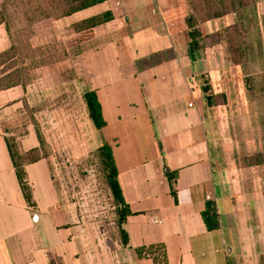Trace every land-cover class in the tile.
<instances>
[{"label":"crops","instance_id":"0c3cea01","mask_svg":"<svg viewBox=\"0 0 264 264\" xmlns=\"http://www.w3.org/2000/svg\"><path fill=\"white\" fill-rule=\"evenodd\" d=\"M105 11L111 22L73 37L86 92L94 91L102 107L101 132L128 212L127 245L112 260L155 264L138 250L162 246L166 264H262L264 192L250 191L246 172L226 168L218 150L217 115L201 78L211 75L213 63L197 59L201 51L190 55L189 0H106L59 22L72 25ZM10 46L2 25L0 53ZM215 80L207 96L223 93ZM23 96L20 87L0 92V264H97L80 228L66 220L47 159L25 167L31 204L24 197L3 126ZM27 131L21 153L39 148ZM209 201L217 207L215 231L202 217Z\"/></svg>","mask_w":264,"mask_h":264},{"label":"rangeland","instance_id":"374dc122","mask_svg":"<svg viewBox=\"0 0 264 264\" xmlns=\"http://www.w3.org/2000/svg\"><path fill=\"white\" fill-rule=\"evenodd\" d=\"M189 4L191 16L209 20L198 24L206 35V47L196 57L213 63L211 75L201 78L204 84L217 78L223 89L214 108L218 150L226 168L244 170L248 189L262 193L264 0H189ZM62 14L60 0H0V22L9 26L11 42L0 79L19 82L24 90L22 105L8 114L3 126L19 153L28 128L41 133L45 149L40 155L50 163L66 220L80 228L86 254L97 264H117L112 257L122 244L120 214L99 154L103 134L89 119L83 97L87 71L80 68L72 26L59 22ZM23 155L26 162L37 157Z\"/></svg>","mask_w":264,"mask_h":264},{"label":"trees","instance_id":"16d2710c","mask_svg":"<svg viewBox=\"0 0 264 264\" xmlns=\"http://www.w3.org/2000/svg\"><path fill=\"white\" fill-rule=\"evenodd\" d=\"M60 1L62 3L63 14L59 19L70 18L75 14L87 11L91 8L102 5L106 2V0H60ZM220 16L221 14L215 15V17H220ZM47 18L49 19L50 17ZM112 20H113L112 13L110 11H105L98 15L89 17L75 24H72L71 25L72 31L74 32V34H80L84 36L86 32L91 31L101 25L107 24ZM206 21L209 20L206 18L197 19V17L194 16H191L190 19H188L187 25L190 30L189 37L191 40L189 50L191 56H194V54L198 51H203L206 47L204 44L206 36H203L202 32L197 28L199 23H203ZM2 25L5 26L9 35L10 34L9 26H7L4 22H0V26ZM10 53H11V46L7 50L0 53V66L3 65L5 62H7L8 59H10ZM7 79L8 78L0 79V92L8 91L17 88L21 85L19 82H16L14 80L7 81ZM202 90L206 95L205 97L206 103L209 107H215V105H217V103L220 101V98H223V97H219V95L215 96L212 94L207 96V94H209L211 90L209 86V81L207 80ZM83 97L88 110V116L90 121L92 122L95 130L101 132L106 126V122L103 117L102 107L98 100L97 94L94 91H88L84 93ZM35 132L39 142V148L33 149L27 153H19L16 147H12L10 142L7 141L14 169L16 171L18 181L20 183L24 197L28 202V204H31L32 193L27 183L25 167L27 165L37 163L41 159H46L42 155H40V152L45 149V141L39 131L36 130ZM23 154H25L26 156L28 154L29 155L35 154L37 155V157L26 162ZM99 154L102 160V166L104 172L106 174V181L108 188L110 189V192L117 204V211L120 214L119 227H120V234L122 236V244L126 246L128 237L126 232L123 230V224L126 220V217L128 216V212L126 211V204L123 198L122 189L120 187L115 161L111 149L107 144H102L99 147ZM202 217L208 231H215L220 228V222H219V217L215 202L212 201L207 202L206 210L204 211ZM138 253L140 256L144 258L152 259L155 264H166L165 249L162 246L141 248L138 250ZM262 264H264V258H262Z\"/></svg>","mask_w":264,"mask_h":264},{"label":"water","instance_id":"95a60500","mask_svg":"<svg viewBox=\"0 0 264 264\" xmlns=\"http://www.w3.org/2000/svg\"><path fill=\"white\" fill-rule=\"evenodd\" d=\"M206 99V98H205ZM229 252H230V249H229Z\"/></svg>","mask_w":264,"mask_h":264}]
</instances>
